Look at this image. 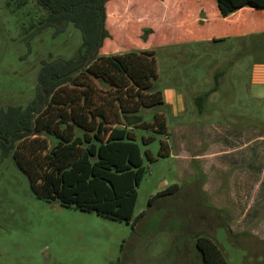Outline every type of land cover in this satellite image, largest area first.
<instances>
[{"label": "rangeland", "instance_id": "374dc122", "mask_svg": "<svg viewBox=\"0 0 264 264\" xmlns=\"http://www.w3.org/2000/svg\"><path fill=\"white\" fill-rule=\"evenodd\" d=\"M23 1L20 6L19 0H0V110L27 106L35 97L41 61L69 60L82 43L81 32L72 24L58 35L45 28L27 39L26 29L45 12L34 0ZM201 4L208 16L216 10L215 0H110L105 21L109 38L98 54L152 51L163 100L173 91L182 94L186 104L184 116H175L165 100L163 107L140 111L147 122L163 113L168 135L134 132L145 172L132 220L148 211L149 199L167 187L176 184L180 192L159 201L132 234L131 223L38 198L10 153L0 157V264H195L197 235L212 239L227 264H264V189L259 190L264 181V82L259 81L264 78L258 70L264 66V53L255 51L253 36L245 40L250 45L245 56H232L233 40L198 42L178 24V14L195 11ZM146 29L150 32L144 41ZM259 39L264 52V35ZM217 73L218 92L196 102L212 89ZM220 111L242 114L249 121H216ZM184 124L188 127L183 149ZM212 125H229L242 134L250 131V143L234 154L239 160L231 172L246 174L242 170L252 162L250 175L259 174L258 183L248 179L253 190L243 201L250 205L255 198L259 210L253 218L241 217L235 200L216 191L223 177L214 179L200 168L202 160L195 154L210 148L207 130ZM144 137H152L149 145L143 144ZM162 141L170 149L165 158L158 156ZM50 142L55 144L52 138ZM182 153L185 157H179ZM244 157L247 161L242 162Z\"/></svg>", "mask_w": 264, "mask_h": 264}, {"label": "trees", "instance_id": "16d2710c", "mask_svg": "<svg viewBox=\"0 0 264 264\" xmlns=\"http://www.w3.org/2000/svg\"><path fill=\"white\" fill-rule=\"evenodd\" d=\"M34 1L45 15L26 29L27 39L45 28L58 35L72 24L81 32L82 43L69 60L41 61L35 97L27 106L0 110V157L12 154L38 198L131 223L134 234L138 222L159 201L180 192L176 184L167 187L149 199L148 211L132 220L137 187L145 172L134 132L168 135L163 113L155 114L152 122L140 114L144 108L164 106L154 53L98 56L109 38L105 21L110 0ZM215 3L221 18L243 8L264 10V0ZM24 4L19 0L20 6ZM148 32L142 35L144 41ZM219 76L215 74L212 89L196 102L218 90ZM142 140L149 145L152 137ZM169 154L168 143L162 141L158 156ZM145 156L153 160L149 151ZM193 246L195 264H227L208 236L197 235Z\"/></svg>", "mask_w": 264, "mask_h": 264}, {"label": "crops", "instance_id": "0c3cea01", "mask_svg": "<svg viewBox=\"0 0 264 264\" xmlns=\"http://www.w3.org/2000/svg\"><path fill=\"white\" fill-rule=\"evenodd\" d=\"M210 9L214 10V6ZM178 15L180 20L178 24L183 29L188 30L189 34L196 37V39H199L198 42H215L214 40L216 39L233 40L234 50L232 52V56H245L249 53L248 48L250 47L245 40L253 36L257 38L254 43L255 51L262 53V55L264 53L260 49L261 47H258L261 42L259 39L260 35H264V10L257 11L250 8H243L226 18H221L218 15L217 10H214V12L208 16L205 12V5L201 4L195 11L185 12L182 14L179 13ZM258 70L262 73L260 74L261 78H264V66ZM259 82H264V79H260ZM216 92H218V90ZM223 96L229 97L230 95L223 94ZM164 100L168 103V107L175 116H184L186 114V104L182 94L170 91L169 95L166 96V99L164 97ZM208 116H211V114ZM220 119H223L224 123H247L249 121V118L242 114H231L229 112L226 114L223 111H220V113L217 114V118L215 120L219 121ZM187 127L188 125L184 124L181 129L182 139L180 146L183 149L187 142L186 138L184 139L185 134L183 133H185ZM207 132L210 135V142H207L209 143L210 148L206 150V152L204 151L201 154H195L197 158L202 160V164L200 166V168H202V172L213 176L214 179L223 177L222 182L217 183L218 186L216 187V191L224 192V194H226V198H233L235 200L241 217L253 218L257 215V211L259 210L254 207L256 202L254 200L255 198L250 205H247V203L244 204L243 201L248 199L249 193L253 190L252 188H249L250 185L248 184V179L251 178L256 182V175L259 176V174L256 171L255 177L250 175L252 172L250 170L252 162L244 167V169L247 168V170H242V173L246 174H236L241 171L234 173L231 172L234 166H236V161L239 160L238 157H234V154L237 150H241V148L245 149L250 143V131H245V133L242 134V132H236L232 129V126L229 125H212L208 127ZM180 156L185 157L183 153L180 154L179 157ZM244 159L247 161V157H244L241 158L242 162ZM229 173H231L230 176H228ZM212 183L215 184V181L212 180ZM260 189H264V181L259 186V190Z\"/></svg>", "mask_w": 264, "mask_h": 264}, {"label": "water", "instance_id": "95a60500", "mask_svg": "<svg viewBox=\"0 0 264 264\" xmlns=\"http://www.w3.org/2000/svg\"><path fill=\"white\" fill-rule=\"evenodd\" d=\"M90 60L87 61V63L89 62ZM41 107V105L38 107V109ZM36 112H34V115H35Z\"/></svg>", "mask_w": 264, "mask_h": 264}]
</instances>
